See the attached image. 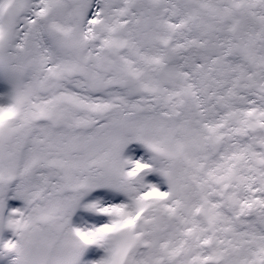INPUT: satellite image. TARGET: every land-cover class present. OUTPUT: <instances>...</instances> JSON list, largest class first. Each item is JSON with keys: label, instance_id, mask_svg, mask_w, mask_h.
I'll return each instance as SVG.
<instances>
[{"label": "snow or ice", "instance_id": "obj_1", "mask_svg": "<svg viewBox=\"0 0 264 264\" xmlns=\"http://www.w3.org/2000/svg\"><path fill=\"white\" fill-rule=\"evenodd\" d=\"M0 264H264V0H0Z\"/></svg>", "mask_w": 264, "mask_h": 264}]
</instances>
